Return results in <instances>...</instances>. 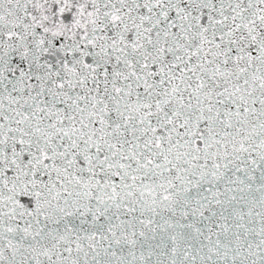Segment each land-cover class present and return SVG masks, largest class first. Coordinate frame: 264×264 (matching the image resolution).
I'll return each instance as SVG.
<instances>
[{
	"label": "snow or ice",
	"instance_id": "6c2138e0",
	"mask_svg": "<svg viewBox=\"0 0 264 264\" xmlns=\"http://www.w3.org/2000/svg\"><path fill=\"white\" fill-rule=\"evenodd\" d=\"M0 264H264V0H0Z\"/></svg>",
	"mask_w": 264,
	"mask_h": 264
}]
</instances>
